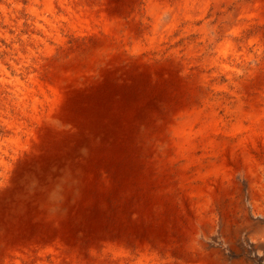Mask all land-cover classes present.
<instances>
[{
  "label": "bare ground",
  "instance_id": "6f19581e",
  "mask_svg": "<svg viewBox=\"0 0 264 264\" xmlns=\"http://www.w3.org/2000/svg\"><path fill=\"white\" fill-rule=\"evenodd\" d=\"M16 6L31 18L0 54V264H251L241 246L264 249L251 154L206 163L209 126L173 127L174 78L140 64L135 30L125 50L112 40L110 2ZM90 37L104 45L74 63L70 43Z\"/></svg>",
  "mask_w": 264,
  "mask_h": 264
},
{
  "label": "rangeland",
  "instance_id": "374dc122",
  "mask_svg": "<svg viewBox=\"0 0 264 264\" xmlns=\"http://www.w3.org/2000/svg\"><path fill=\"white\" fill-rule=\"evenodd\" d=\"M103 1L113 5V14L123 23L120 37L112 40L125 50L127 43L132 44L129 28L135 30L140 64L155 69L156 83L174 78L175 96L183 110L173 127L199 114L217 145V155L206 163L251 154L264 192V0H198L187 12L181 0ZM18 2L27 5L28 0H0L1 56L21 41L18 30L30 27V14L25 7L17 10ZM18 20L23 21L22 28ZM126 37L130 41H124ZM70 45L76 48L72 52L78 63L91 60V52L104 44L90 37L89 42ZM203 126L200 122L194 127ZM260 200L264 208V195ZM259 217L264 229L263 215L256 214L253 220ZM241 256L251 264H264V249L251 242L241 246Z\"/></svg>",
  "mask_w": 264,
  "mask_h": 264
}]
</instances>
